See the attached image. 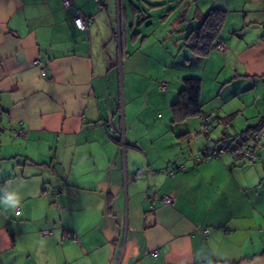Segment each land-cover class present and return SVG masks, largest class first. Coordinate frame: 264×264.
I'll return each instance as SVG.
<instances>
[{"label":"crops","instance_id":"0c3cea01","mask_svg":"<svg viewBox=\"0 0 264 264\" xmlns=\"http://www.w3.org/2000/svg\"><path fill=\"white\" fill-rule=\"evenodd\" d=\"M74 1L0 0V264H35L34 233L39 264H264V147L252 162L230 151L196 160L209 146L238 145L264 119L263 105L243 112L247 124L237 128L234 110L246 109L237 93L230 110L219 96L203 97L207 75L219 78L225 65L233 73L225 83L264 76V0H177L191 19L224 10L223 29L239 19L221 33L224 50L203 57L190 49L204 58L202 76L183 78V87L201 79L203 113L181 120L172 106L183 88L175 102L152 94L160 82L150 81L147 55L164 69L175 62L161 31L129 28L131 1ZM77 9L91 19L88 30L76 26ZM170 17L163 33L179 18ZM117 53L124 83L130 76L122 107ZM139 75L148 95L134 94ZM154 192L173 203L153 202Z\"/></svg>","mask_w":264,"mask_h":264},{"label":"rangeland","instance_id":"374dc122","mask_svg":"<svg viewBox=\"0 0 264 264\" xmlns=\"http://www.w3.org/2000/svg\"><path fill=\"white\" fill-rule=\"evenodd\" d=\"M128 1L129 2L131 1V3H129ZM204 1L205 0H199V3L198 2L197 3L201 5L205 3ZM127 2L129 3V13H130L129 18H128L130 19L129 28L134 26V31L136 32L141 31L143 35L150 34V32L152 31H155L156 33L161 31L159 33L162 38L161 42L162 43L167 42V46L171 47V49L173 50L171 59L172 61H175L173 64L174 66L170 65L172 67H169L168 69H164L157 64L155 65L153 63L154 55H151V56L147 55V56L151 58L150 60L151 64H149L151 72L149 73L150 75H148L150 79L152 78V80L150 81H154L156 83L160 82V85L156 86L157 88L153 91L152 94H155V96L157 95L156 97H158L159 99L160 98L163 99L162 102L164 103L167 102L168 97L169 98L174 97L173 102H175L178 100L179 92L183 88V78L202 76V66L204 64V58H199V57L194 56L192 52L190 51V48L184 46V44L186 43V37L190 33V29L188 28L189 26L188 21L177 22L173 24L172 26L167 24V27H169L170 30L165 33H163L164 31H162L163 28L162 29L160 28V24L164 22L165 20L163 19L164 13H168V15L169 14L171 15V17L169 18L171 19V21L169 22H172L174 18L177 19L178 17H180V12H183V15H182L183 18L190 20L191 19V14L189 13L190 8L189 7L186 8L182 6L180 9L181 1L177 2V0H127ZM154 4H157V5L154 6ZM176 7H177V10H176ZM207 10L208 9H206L205 12H207ZM185 11L187 12L184 13ZM238 20L239 19H231V22H233L234 24V22L237 23ZM231 22L228 24L227 28L223 29L222 35L224 36L229 35L228 33L229 29H231L233 26V24L231 26ZM177 25L178 27H176ZM259 27L262 29L261 34H264V25L261 24L259 25ZM129 28H128V39H129L128 42H129L130 47L128 50L129 52H132L133 49L136 47L131 46L132 39H131V31ZM256 34H257L256 32H252L251 37L257 36ZM240 35L241 36L247 35V37H250L248 31L241 33ZM238 36L239 35H237L236 37ZM148 43L146 45H148ZM144 49H145L144 51L145 54H150V53L152 54L150 49H148V46H146ZM141 55L146 58L144 54H141ZM147 63L148 62L146 63L144 62V64L148 66ZM114 65L116 69L122 70L121 76H119L118 78L120 79L119 80L120 85H119V91L117 95L119 98V103H121V107H122V105L124 104V85L126 84L127 86L130 76L126 75L125 77L126 83H124L123 59L122 57L118 56V53L115 56ZM145 68H144L145 72H143L144 73L143 75H146L145 73H147L146 72L147 69ZM230 68H231L230 65L229 66L225 65L221 72V76L217 79L212 78L211 76L207 75L206 90H205L203 97L206 98L207 100H211L212 98H215V97L217 98L219 96V98L217 99L219 103L221 105L226 104L227 110H230L238 106L237 103L239 102V100L235 98V94L237 93V95L240 97V101L245 102L244 105L246 109L245 111L243 109L242 112L237 111L238 108L235 109L234 111L236 112V114L234 118L236 119L233 122L234 124L236 123V125L238 126L237 128L242 129L243 125L245 126V124H247V121L245 120L244 115L242 113L244 112V114H247L249 116L251 113L256 112L258 107H261L264 105V76L262 77L253 76L251 78L240 77L234 82L225 83L226 80L229 79L230 75L233 74L232 69ZM143 75H139L138 77L140 78L137 77L138 82H136V84L133 87V89L136 90L134 94L141 93L142 91H146L147 95L150 93L149 87L147 85L148 78ZM142 79H146V81H143ZM255 81H257L258 83V89H257L258 91H256L253 87ZM162 83L166 84L167 90H163L161 86ZM126 89L128 91V88ZM115 93H117L116 87H115ZM168 93H171V94L167 96ZM256 94H258V96H256ZM127 98H128V92H127ZM206 107L211 108L212 106L211 104H208ZM162 112L167 113L168 108L167 107L162 108ZM234 130L235 129H231L230 131L235 132ZM219 132L220 131L214 133V136L218 135ZM260 150L258 151L259 153H260ZM249 162H252V161H249ZM38 238H39V235L34 233V237H32V239L28 241L27 243V245L33 250V257H32L33 260L32 261H35V258L37 259L35 264L40 263V260L42 257L41 253L43 250L42 245L39 242L40 240Z\"/></svg>","mask_w":264,"mask_h":264},{"label":"trees","instance_id":"16d2710c","mask_svg":"<svg viewBox=\"0 0 264 264\" xmlns=\"http://www.w3.org/2000/svg\"><path fill=\"white\" fill-rule=\"evenodd\" d=\"M225 17L226 12L216 7H212L208 13L198 14L190 20H187L183 18V16H180L177 19V22L188 21V28L190 29V33L187 35L186 43L184 45L189 46V48L194 52L195 55L203 57L208 56L211 51L217 47L218 40L221 39ZM192 20L196 21L197 24L195 25ZM184 82L185 85L180 92L179 101L172 106L175 119L177 120L185 119L188 116L198 113H203L202 103L200 101L202 86L201 79L186 78ZM231 121L232 117L227 123H230ZM263 127L264 119L261 120L259 126L253 129L260 130Z\"/></svg>","mask_w":264,"mask_h":264},{"label":"built area","instance_id":"2783aa9c","mask_svg":"<svg viewBox=\"0 0 264 264\" xmlns=\"http://www.w3.org/2000/svg\"><path fill=\"white\" fill-rule=\"evenodd\" d=\"M65 6L69 8H74L75 7V1L74 0H63ZM74 22L76 26L80 29L83 30H88L90 25H91V19L87 16H85L83 13H81L80 10H76L74 14ZM218 50L222 51L225 48V43L223 41H220L216 47ZM46 72L43 69L42 74L44 75ZM163 89H167V86L165 83H162ZM213 114H207L203 115V120H204V127L205 130L208 129L209 126V121L211 120ZM23 132V131H22ZM264 136V129L260 130H255L252 132H247L244 133L241 142L238 145H235L234 147L232 146H227V145H222L220 147H213L209 146L206 149H204L201 153L196 155V160L201 161L203 157L206 158H218L220 157L223 153L230 151L235 155H241L246 159H249L251 161H256L259 157V150L264 147V144L262 143V137ZM209 140H211V137L208 136ZM174 166V164H172ZM181 170H183L185 167L184 165L179 166ZM141 170L139 169L137 171V174H140ZM171 174H174V170L170 171ZM151 199L153 202L157 201L158 199H162L165 203L172 204L173 203V198L170 195H164L162 198L158 194V192H154L151 195ZM207 229H205V233H207ZM47 233V232H46ZM156 253V252H155Z\"/></svg>","mask_w":264,"mask_h":264}]
</instances>
